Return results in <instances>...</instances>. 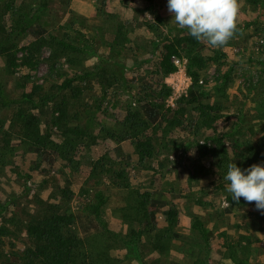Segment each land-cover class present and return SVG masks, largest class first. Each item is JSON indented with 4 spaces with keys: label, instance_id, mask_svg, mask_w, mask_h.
Instances as JSON below:
<instances>
[{
    "label": "rangeland",
    "instance_id": "1",
    "mask_svg": "<svg viewBox=\"0 0 264 264\" xmlns=\"http://www.w3.org/2000/svg\"><path fill=\"white\" fill-rule=\"evenodd\" d=\"M239 3L242 33L224 47L197 49L218 56L200 82L210 90L200 103L220 109L209 128L189 103L187 55L175 73H156L159 35L188 32L172 23L168 0H0V85L10 101L0 98V264H26L20 257L34 245L28 226L53 212L76 215L99 264H264V212L233 201L224 179L248 144L252 162L264 166V0ZM51 37L92 40L96 54L47 42L34 52L38 68L23 66L25 48ZM85 73L94 76L77 80L76 96L60 89ZM21 110L37 117L30 130L17 119ZM133 114L141 125L130 124ZM98 191L107 198L106 228L83 209ZM146 193L157 230L135 240L138 197ZM170 210L177 211L172 227ZM195 218L211 248L192 228Z\"/></svg>",
    "mask_w": 264,
    "mask_h": 264
},
{
    "label": "trees",
    "instance_id": "2",
    "mask_svg": "<svg viewBox=\"0 0 264 264\" xmlns=\"http://www.w3.org/2000/svg\"><path fill=\"white\" fill-rule=\"evenodd\" d=\"M102 7H104V3ZM45 7L47 4L44 5ZM157 22L163 24L161 17H157ZM179 31L178 29H176ZM159 41L156 42L155 46L162 50V55L158 63V71L156 72L160 77L165 78L176 71H178V66L174 62V58L181 59L184 54L188 58L187 73L192 78V89L191 98L189 103L197 104V110L200 111V115L205 119L206 124L209 128H212L213 113L218 114L220 110L218 106L200 103V97L210 96V90L202 87L200 82L202 81V76L206 72L209 63L211 61H217V57L205 56L197 51L200 47L201 41H197L194 37L188 34H177L172 36L170 34L162 33L159 35ZM55 45L60 50L71 51L74 53H92L93 56L96 54L94 41L89 40L88 43L83 45H77L68 39H57L51 37L50 41H46L45 38H40L38 41L34 42L32 48L27 47V56L23 60L22 65L31 69L36 70L39 66L38 62L35 61L34 52H39L47 44ZM12 65L17 66L15 61L12 60ZM94 76V73H85L83 75H75L73 78L66 79L60 89L70 90L73 95H77L79 90H75L74 84L79 79L83 77ZM163 80V79H162ZM162 91L165 97L171 94V90L166 88L163 84ZM0 98L4 100V106H7L10 101L4 96L3 89L0 85ZM23 99L31 100L30 94H24ZM183 109L175 111L176 116L179 115ZM61 116L65 115L64 110H60ZM128 121L132 125H141V120H139V114H133L127 116ZM17 119L19 123H23L30 130L31 126L34 124L37 117L35 115L31 116L25 111L21 110L17 114ZM180 122V121H179ZM172 123H175L174 121ZM143 147L146 145L142 144ZM253 147L248 144L246 149L241 152V161L237 164V167L241 170L248 169L254 163L251 160L253 156ZM143 155H152L151 149L146 148L142 152ZM124 173H120L119 177H124ZM138 200L139 211L142 213L141 227L133 231L132 235L135 240H139L144 233L155 232L156 226L152 215L148 212L147 204L150 198L148 193L140 195ZM107 202V198L103 191H98L93 199L83 205V209L101 226L107 227L106 222L103 220L102 210ZM2 205H0V211L2 210ZM169 225L170 227L175 226L177 222V211L170 210L168 213ZM76 215L72 212L69 213H50L46 214L41 219L32 222L27 229L29 237L33 241V247L27 248V250L21 256V260L26 264H99L98 259L93 257L86 248L85 241L78 235L76 229ZM192 228L197 231L206 245V247L211 248V236L208 228L202 222L201 219L195 218L192 222ZM5 234L4 228L0 226V237ZM131 250H136V244L131 245Z\"/></svg>",
    "mask_w": 264,
    "mask_h": 264
},
{
    "label": "clouds",
    "instance_id": "3",
    "mask_svg": "<svg viewBox=\"0 0 264 264\" xmlns=\"http://www.w3.org/2000/svg\"><path fill=\"white\" fill-rule=\"evenodd\" d=\"M168 11L174 14L172 23L212 47L226 46L243 31L238 27L239 0H168ZM224 179L230 182L227 191L233 201L239 203L244 198L264 212V166L254 164L241 170L229 163Z\"/></svg>",
    "mask_w": 264,
    "mask_h": 264
},
{
    "label": "built area",
    "instance_id": "4",
    "mask_svg": "<svg viewBox=\"0 0 264 264\" xmlns=\"http://www.w3.org/2000/svg\"><path fill=\"white\" fill-rule=\"evenodd\" d=\"M180 61H181L180 59L174 58V62L178 66V69H179V66H180Z\"/></svg>",
    "mask_w": 264,
    "mask_h": 264
}]
</instances>
